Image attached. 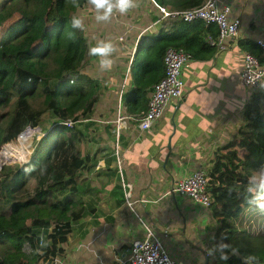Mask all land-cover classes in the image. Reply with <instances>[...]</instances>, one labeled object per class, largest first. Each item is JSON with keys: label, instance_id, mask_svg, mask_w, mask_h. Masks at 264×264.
Segmentation results:
<instances>
[{"label": "trees", "instance_id": "1", "mask_svg": "<svg viewBox=\"0 0 264 264\" xmlns=\"http://www.w3.org/2000/svg\"><path fill=\"white\" fill-rule=\"evenodd\" d=\"M147 1L154 12L147 18L153 22L160 17L156 4L185 9L204 0ZM7 2L0 10V26L14 13L19 16L13 28L0 38V156L5 159L3 148L10 152L11 141L25 125L44 127L41 117L46 111L56 121L43 158L32 153L30 161L16 171H0V264H54L56 257L65 256L74 224L90 209L84 196L97 189L86 181L98 153L84 154L81 141L86 139L90 115L101 97L97 82L81 72L91 56L86 21L82 19V29L70 23L77 9L87 6L90 18L96 13L88 0H76L75 5L72 0ZM50 11L53 14L48 19ZM47 21L52 23L47 25ZM18 26L20 30L15 32ZM145 31L129 65L125 86L128 82L130 85L121 94V105L127 113L137 114L147 108L152 85L164 75L163 54L168 46L183 48L194 60L211 58L217 51L205 39L207 34L216 36L217 27L202 20L167 18L155 31ZM236 44L264 63V52L255 40L238 36ZM51 79L56 80L53 86L49 85ZM37 85L42 86L44 94L41 107L31 102ZM66 119L74 124L68 127L60 123ZM242 122L253 132L246 146L235 134L215 149L207 169L215 254L218 259L226 255L227 264H244V258L250 255L256 259L249 264H264V243L249 250L236 248L233 242L236 236L245 235L264 240V209L256 205L261 191L248 190L252 187L249 178L264 166V85L245 102ZM17 157L26 161L24 146ZM221 244L229 247L222 250L218 247Z\"/></svg>", "mask_w": 264, "mask_h": 264}, {"label": "crops", "instance_id": "2", "mask_svg": "<svg viewBox=\"0 0 264 264\" xmlns=\"http://www.w3.org/2000/svg\"><path fill=\"white\" fill-rule=\"evenodd\" d=\"M249 1L246 0L247 3ZM258 3L260 7L255 6V8L250 5L248 26L244 31H239L238 36L250 38V33L253 31L256 35L253 38L255 40L264 34V0H258ZM220 5H230V3ZM94 12L96 13L95 10ZM242 12L243 9L240 8L239 15L236 16L240 19V25L242 21L240 13ZM126 48L127 52L131 49V56H133V46ZM237 49L242 51L237 44L230 45L225 50L216 51L211 58L200 60L203 62L201 63L202 79L206 72L207 79L194 81L192 88L187 90L184 77L191 81L196 67H193L191 71H186V69L191 63L199 61L192 59L182 70L184 82L182 101L180 104L170 105L174 111L173 115L170 117L169 114L167 118L161 117L149 131L139 130L134 120H131V124L124 129L123 135L127 137L122 135L121 139L124 157L122 170L124 179L131 184V196L134 188L142 179L149 177L150 180L147 184L140 183L141 188L134 200L141 204L143 210L141 217L131 208V214L123 216L122 209L127 204L114 158L112 153L106 150L111 147L110 143L105 140V146H95L93 152L97 151L98 155L94 169L90 172L91 184L89 186H96L97 189L90 195L98 199L101 196V199L94 203L89 201L90 209L85 215L88 218L85 219L84 216V219L74 224L73 235L65 244V256L61 258L63 264H91L93 261L91 262L90 256L87 255L89 253L78 255L84 244L89 252L95 251L98 264L118 263V259L126 254L130 243L144 236L142 222L150 225L155 234L163 237L164 246L170 252L171 257L183 264H201L200 261L204 258L207 264H227L225 260L218 259L215 254L213 237L215 222L210 210L192 202L186 196L169 193V191L179 178L196 169H208L211 166V158L215 149L226 144L237 134L238 118L240 116V122H242L243 106L250 99L249 91L245 90L238 78L237 81L233 80L235 84L238 83L236 88L226 90L227 77H234L233 72L237 71V65H241L242 56L238 62L235 59ZM131 56L127 55L126 70ZM194 64L200 65L199 63ZM213 72L216 76L214 79H212ZM212 80L214 85H211ZM129 83L124 90L128 89ZM199 89L202 93L197 92ZM196 100H205L206 103L197 109L191 103ZM219 100L226 101L220 114L216 110L213 111L214 103H218ZM128 114L137 115L138 113ZM112 127L110 140L113 141ZM205 140L208 142L205 143ZM85 147L86 145H83V148ZM93 180L96 183L92 184ZM102 195L105 196L103 201H101ZM111 200L117 202L111 205L109 204ZM85 220H90L88 227L85 225L83 227ZM76 231L78 234L75 233ZM191 233L201 241V247L189 240ZM93 242L96 246L94 249L92 248ZM190 248L198 257L192 256Z\"/></svg>", "mask_w": 264, "mask_h": 264}, {"label": "rangeland", "instance_id": "3", "mask_svg": "<svg viewBox=\"0 0 264 264\" xmlns=\"http://www.w3.org/2000/svg\"><path fill=\"white\" fill-rule=\"evenodd\" d=\"M8 0H0V10L2 5L7 4ZM230 3V7L231 10L228 13V17L232 18V17H236L239 15V9L242 8L243 12L240 13L241 15V25L239 27V31L242 32L246 29V27L248 26V20L250 17H248V15L250 14L249 8L250 5L252 6H256L258 7L260 4L258 3V0H250L248 3L246 2V0H218V6L220 7L222 3ZM259 4V5H258ZM136 7L133 9H130L128 13L126 14H120L118 11L113 12L112 16H114V18H110L107 21H97L95 20L96 15L93 17L91 16L88 17V7L86 6L85 8H80L77 9L75 11V14L80 17L81 19H84L86 21V33H87V38L91 43V47L96 46L98 43H100L101 41L104 42H111L115 48L114 53L112 54V56L110 57L111 59H113V65L111 67L110 70H102L100 68V58L99 57H94V56H90L88 63L85 67H83V69H81V72L83 74H86L89 78L95 80L97 82V84L99 85V92H100V97L101 100L98 101L93 108V113L92 115H90V119L91 121L89 122V126L88 129L86 130V139L81 141V147L83 149L84 154H91L94 150H95V146L98 147V145L102 146L107 143H110L109 148H107L106 150H108V153H112L113 150L111 148L114 147V143L112 140H110L111 134H110V129L112 127V123H104V120H112L115 117L116 114V110H117V106H118V101L120 98V90H121V86H122V78L125 75V70H126V60H127V55L128 52L126 51V47H131L134 46L136 40L137 41V45L136 47H138L141 39L144 37V35L141 36V31H145L146 27L149 25V28H151L152 30H156L157 24H151V19H149L151 16H148L149 14H154L153 12V8L150 2L146 1V0H136ZM255 7V8H256ZM260 7V6H259ZM238 8V10H237ZM257 11V10H256ZM53 12L50 11L49 12V16L48 19H51ZM19 16V14L14 13L13 16H11L8 20L5 21L4 24H2L0 26V38L5 34V32L7 30H10L13 28L12 23L15 22V19ZM149 17V18H147ZM141 18V19H140ZM92 19V20H91ZM95 20V21H93ZM151 22V23H150ZM52 22L51 21H47V25H50ZM150 23V24H149ZM20 30V26L16 27V31ZM252 33H250V38H255L256 35H254L253 31H251ZM121 36L122 40L118 39L117 37ZM40 44V42L38 43V45ZM238 47V46H237ZM239 48V47H238ZM240 49V48H239ZM243 52L240 50H236V61L238 62V60L241 59V54ZM194 63H199V66H196V64ZM193 64L191 63L190 66L186 69V71H191L193 67H196V71L193 75L192 80L190 81L189 79H187L186 77H184V81H185V85L187 90H189L190 88H192V84L194 81H201V80H206L207 79V72L204 74L203 79H202V71H201V63H203L202 61H195ZM239 64V63H238ZM128 66H129V62H128ZM240 66V67H239ZM238 67H239V71H238ZM242 66L241 65H237V71L235 70L233 72V76L234 77H227V83H226V90H228V88H231L232 90L236 88V86L238 85L235 84L233 82V80L237 81L240 79V72H241ZM129 72V71H128ZM212 79H214L215 76V72H213L212 74ZM105 81H107L105 84ZM241 81V79H240ZM56 82V80L51 79L49 80V85L53 86V84ZM213 80H212V84ZM231 85V86H230ZM262 85H264V82L262 83ZM230 86V87H228ZM245 90L248 91V87H245ZM197 92L202 93V90L199 89L197 90ZM44 99V94L42 91V86L41 85H37V88L35 89V92L31 98V102L33 103V105L35 107H41L42 106V101ZM174 102H177L178 99L173 100ZM193 104V106L197 109H200L199 106L200 105H205L206 101L205 100H196L191 102ZM14 103L12 102L9 105V108L12 109L13 108ZM170 102L168 104V106L165 108V111L163 113V118H167L168 115L170 114V117L173 115L174 111L172 110L171 106H170ZM226 105V101L224 100H219L218 103H214L215 109L217 111L218 114H220L222 112V110L224 109ZM123 113L125 116H128V113L126 112V110H124V108H122ZM240 116L238 118L239 120V128H237V135H239V137L244 141L243 145L246 146V139L248 137H250L253 132L252 129L250 128H246L243 125V122H240ZM41 121L44 124V127H42L41 125H38L41 128V132L46 131V133L41 136V134L36 133L30 136H26L25 139L23 140H13L11 141L12 144L11 148L9 149V153L6 152V149L3 148V152L6 155L3 159V157L0 156V166L1 168L3 167V169L1 170L5 172V173H12L14 171H16L20 166L24 165V163L26 162H22L21 159H19V157H17V155H20V151L24 146L25 152L27 153V162L30 161V157L33 153V155L35 156H39L41 158H43L46 147L48 146V144L50 143V141H52V133L53 130H50V127L52 126V124L56 121V118L52 115V113L50 111H46L42 117H41ZM126 121L128 122V124H131V120L126 117ZM5 124V122H3V125ZM173 128V126H172ZM124 133V129H121V139H122V135ZM124 137H127L126 135H123ZM112 139H113V135H112ZM106 140V142H105ZM208 141L205 140V143H207ZM16 144V146H15ZM83 145H86L85 148H83ZM123 149L120 151V155L123 156L122 154ZM29 156V158H28ZM3 162V163H1ZM14 165V166H13ZM123 168H124V163H123ZM117 169V168H116ZM115 169V170H116ZM84 177V176H82ZM95 177V175H94ZM89 181H86V184H91V173L89 175ZM96 179V178H95ZM104 179V178H103ZM105 180V179H104ZM149 177H146V179H142L140 183H149ZM96 183L95 180H93L92 184ZM138 184L135 188H134V192H132V196L130 197V201L132 202V207L133 210H135L138 214V216H142L141 214H143V210L141 208V204L135 202V196L137 195V192H139V189L141 188V184ZM34 185V181H32L30 183V186L32 187ZM86 187V186H85ZM104 192V191H103ZM261 195V193H260ZM103 199L101 201L104 200L105 196L102 195ZM101 199H98L97 197H92V195H90V193L86 194L84 196V201L89 202L92 201L97 202V200L99 201ZM115 200H111L109 202V204L113 205L115 204ZM193 202V201H192ZM260 203H264V200H259L256 205H260ZM106 212V211H105ZM123 212V216L125 215H130L131 214V209L129 206L125 205V207L122 209ZM88 213V212H87ZM135 213V212H134ZM136 214V213H135ZM140 214V215H139ZM85 219L88 218V216L84 217ZM83 218V219H84ZM136 220L138 218H135ZM89 221L90 220H85L83 221V227L84 225L86 227L89 226ZM26 222L29 223L30 220L29 218L26 219ZM82 230V229H81ZM80 230V231H81ZM76 234H78V232H75ZM84 233V232H83ZM75 234V235H76ZM73 235V234H72ZM71 235V236H72ZM157 235V234H156ZM157 237H159L162 240L163 245H165L164 243V239L162 236L157 235ZM204 237V236H202ZM189 240L191 242H196L197 246L201 247L202 243L200 240L197 239L196 235H193L191 233V235H189ZM236 248L237 245L240 248L243 249H249V250H256L258 247H261V243H264V240L262 238H250L245 236H241L240 238H237V236L234 238L233 240ZM97 243V241H96ZM93 246L92 248L94 249L95 246V242L92 243ZM83 248L80 249V251L78 252V255L81 253H89L87 255L90 256L91 258V264H98V259L96 258V254L95 251H88L85 248H87V246L84 244L82 246ZM188 247H191L188 245ZM189 249V248H188ZM191 249V254L193 257H198L197 254ZM237 252V250H235ZM169 252V251H168ZM170 254V252H169ZM211 254L214 255L213 251H211ZM204 258V257H203ZM205 260V258H204ZM201 260V264H204L205 261ZM213 260V257H212ZM218 263V262H216Z\"/></svg>", "mask_w": 264, "mask_h": 264}, {"label": "built area", "instance_id": "4", "mask_svg": "<svg viewBox=\"0 0 264 264\" xmlns=\"http://www.w3.org/2000/svg\"><path fill=\"white\" fill-rule=\"evenodd\" d=\"M154 2V0H150ZM160 17H158L151 24L156 25L160 21L171 18L181 20L184 22H191L193 20H202L205 25L214 24L217 27L218 33L216 36L211 34L206 35V42L216 47L217 51L225 50L232 44L237 43V37L239 34L240 19L237 17H228L230 11V5L218 6V0H204L201 4L185 8V9H168L165 6L156 4ZM149 26L146 27L147 30ZM144 32L141 31L140 34ZM122 40V37H118ZM137 41L133 46V53L136 50ZM256 44L264 52V34L261 37L255 39ZM241 72L240 79L241 84L244 87H248L250 97L258 91L264 82V63H261L259 58L252 53L243 52L241 54ZM132 57L129 60V65L132 61ZM192 60V56L189 52L181 47L168 46L163 54L164 75L155 82L151 89L148 99L147 108L140 111L137 115L125 116L121 105V94L125 89V81L129 71V66L126 70L125 78L120 90V98L114 119L108 121L104 120V123H112L113 129V143L112 156L114 158L115 166L117 168V175L119 177L120 184L123 189V196L126 204L133 210L131 197V184L124 179L123 176V162L124 157L120 155V151L123 149L121 141V129L127 128L128 122L126 117L130 120H134L139 130L149 131L153 125L162 117L165 108L178 99L182 101L184 82L182 79V70ZM107 81H105V84ZM249 97V98H250ZM176 105V104H174ZM84 119L82 121H87ZM68 127L74 124L71 119H66L60 122ZM53 126V124H52ZM51 126V127H52ZM50 127V129H51ZM39 133L43 136L46 131L41 132V128L36 125L27 124L22 131L17 135L15 139L23 140L28 135ZM29 158V156H28ZM25 162V161H24ZM23 162V163H24ZM3 163V162H1ZM27 163V160L24 164ZM0 169L2 170L3 167ZM0 170V171H1ZM208 171L205 168L196 169L193 172L176 180L169 193H178L191 199L194 203L201 205L205 209H210V196L207 191ZM144 227V236L134 239L128 248L126 254L118 259L116 264H183L181 261L171 257L162 241L157 237L153 228L145 222H142ZM42 244V239L39 241ZM54 264H63L60 257L54 259Z\"/></svg>", "mask_w": 264, "mask_h": 264}, {"label": "clouds", "instance_id": "5", "mask_svg": "<svg viewBox=\"0 0 264 264\" xmlns=\"http://www.w3.org/2000/svg\"><path fill=\"white\" fill-rule=\"evenodd\" d=\"M72 2L74 5L76 4V0H72ZM88 4L95 9L97 13L95 19L97 21L109 20L114 10L118 11L120 14H126L130 9L137 6L136 0H88ZM70 23L73 28H83V20L78 16H73ZM114 51L115 48L111 42L101 41L96 46L89 49V55L100 58L99 63L102 70H110L113 65V59L110 57ZM248 183L252 186L249 187V192H252L253 188L259 189L261 191V195L257 197V199L264 200V166H261L258 173L249 178ZM259 206L261 209H264V203H260ZM218 247L223 250L227 249L229 246L221 244ZM220 258L226 260L228 257L226 255H222ZM255 259V256L250 255L244 258V264H249L250 261Z\"/></svg>", "mask_w": 264, "mask_h": 264}, {"label": "water", "instance_id": "6", "mask_svg": "<svg viewBox=\"0 0 264 264\" xmlns=\"http://www.w3.org/2000/svg\"><path fill=\"white\" fill-rule=\"evenodd\" d=\"M234 44H232V45L234 46ZM180 103H181V101H177V102H172L171 104H176L177 105V104H180ZM205 264H207V262Z\"/></svg>", "mask_w": 264, "mask_h": 264}, {"label": "bare ground", "instance_id": "7", "mask_svg": "<svg viewBox=\"0 0 264 264\" xmlns=\"http://www.w3.org/2000/svg\"><path fill=\"white\" fill-rule=\"evenodd\" d=\"M26 138V137H25ZM12 146V145H11ZM15 146H16V144H15ZM5 148V147H4Z\"/></svg>", "mask_w": 264, "mask_h": 264}]
</instances>
